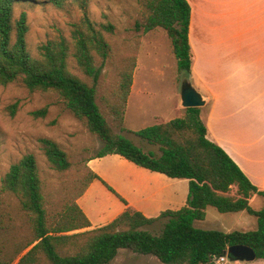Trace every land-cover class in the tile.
Instances as JSON below:
<instances>
[{
	"label": "trees",
	"instance_id": "obj_1",
	"mask_svg": "<svg viewBox=\"0 0 264 264\" xmlns=\"http://www.w3.org/2000/svg\"><path fill=\"white\" fill-rule=\"evenodd\" d=\"M17 1L0 0V86L20 83L31 92L53 94L102 144L79 164L83 175L75 180L78 183L75 186H80L72 194L67 190L61 209L51 215L45 207L35 155L26 153L9 166L0 178V264H41L42 260L49 264H108L119 249L152 255L163 264H210L213 255H227L232 245L249 246L256 258L264 259V208L253 209L249 203L254 195L264 198V191L250 182L223 148L207 138L200 107L184 108L181 117L130 131L158 148V151L145 150L114 131L96 102L102 70L112 56L108 36L114 34V25L90 19V0H49L60 10L67 5L76 7L80 17L69 23L68 37L56 29L53 38L38 45L39 56L34 57L27 48L26 13L14 15ZM135 1L141 14L134 29L141 33L156 28L164 30L177 70L189 73V2ZM70 60L74 61L79 75L71 71ZM131 75L132 66L121 68L110 97L101 95L103 101L107 98L106 104L119 123L124 120ZM16 106V103L9 106L12 114ZM47 112L46 105L31 114L44 117ZM38 142L52 169L66 173L71 168L68 153L57 142L47 137L38 138ZM109 154L171 178L187 179L185 204L163 210L155 217H146L126 206L109 222L90 228V220L77 199L93 180H101L88 161ZM232 186L236 187L234 195L230 194ZM8 194L17 199L19 213L27 221L30 233L27 225L18 223L5 206L4 195ZM208 206L221 213L245 211L255 217L256 227L230 232L196 227L194 223L205 218ZM156 227L158 230L153 231Z\"/></svg>",
	"mask_w": 264,
	"mask_h": 264
},
{
	"label": "rangeland",
	"instance_id": "obj_2",
	"mask_svg": "<svg viewBox=\"0 0 264 264\" xmlns=\"http://www.w3.org/2000/svg\"><path fill=\"white\" fill-rule=\"evenodd\" d=\"M140 10L135 0L89 1L90 19L95 23L110 22L115 27L114 34L108 36L112 56L102 70L96 102L114 131L126 135L145 150L158 151L157 146L146 143L130 131L184 115V108L179 104V88L185 71L177 70L170 40L164 30L156 28L141 33L134 29L135 22L140 19ZM21 12H25L27 16V48L34 57L39 56L38 45L53 38L56 35V29H61L68 37L69 23L77 21L80 17V11L76 7L67 5L64 10H60L49 0H19L14 6L15 17H18ZM129 65L132 66V83L127 97L126 112L124 111L125 117L123 122L119 123L116 115L110 112L106 104L107 98L103 101L101 95L110 97L109 92L112 85L117 82L118 71ZM70 66L73 73L80 74L73 60H70ZM173 91L177 96L181 115L172 104ZM14 103L17 106L12 114L9 106ZM46 105L48 112L44 117L32 116V111ZM40 137L54 140L68 153L73 165L66 173L58 172L50 167L40 150L38 142ZM101 144V141L93 136L53 94L31 92L20 83L0 86V178L9 166L17 162L24 154H34L43 183L45 207L49 215L61 209L67 190H70L72 194L80 186V184L78 187L75 186L78 184L75 180L83 175L82 165L79 164L92 156ZM128 165L138 169L131 162L113 155L95 158L89 164L101 180H94L88 192L83 194L77 203L90 220V228L105 224L123 209L124 204L116 195V193L120 195L115 189L116 186V188L124 186L125 189L122 187L119 190L125 196H129L132 201L140 198L142 193L138 189L134 191L132 189L134 175L130 172ZM144 172L147 175H157L150 171ZM158 176L161 177L162 183L155 184L163 188L161 187L159 196L146 201L149 209H143L142 213L147 217H155L162 210L177 209L185 204L187 197V179H170L159 174ZM102 181L114 192L110 191ZM152 186H155L154 183ZM230 194H235V187L231 188ZM4 201L5 206L16 216L18 223L26 224V230L30 233L27 221H24V217L19 213L17 199L8 194L4 195ZM249 203L253 209L264 208L263 197L254 195L249 199ZM194 224L202 229L230 232L252 230L256 227V219L245 211L221 213L214 207L208 206L205 209V218ZM152 230L155 231L158 228ZM41 264L49 263L42 260ZM108 264L163 263L152 255L119 249L115 258ZM223 264H264V259L256 258L246 261L226 256Z\"/></svg>",
	"mask_w": 264,
	"mask_h": 264
},
{
	"label": "crops",
	"instance_id": "obj_3",
	"mask_svg": "<svg viewBox=\"0 0 264 264\" xmlns=\"http://www.w3.org/2000/svg\"><path fill=\"white\" fill-rule=\"evenodd\" d=\"M187 1L191 7L189 74L193 86L206 100L200 107L206 136L224 149L253 185L264 191V0ZM172 98L181 115L174 91ZM111 155L119 156L109 154L103 158ZM137 168L129 167L134 175L131 184L133 191L138 189L142 194L132 201L119 190L124 186H116L127 202L120 212L130 206L142 213L149 209L146 201L159 196L163 188L155 183H162L158 174H164Z\"/></svg>",
	"mask_w": 264,
	"mask_h": 264
},
{
	"label": "water",
	"instance_id": "obj_4",
	"mask_svg": "<svg viewBox=\"0 0 264 264\" xmlns=\"http://www.w3.org/2000/svg\"><path fill=\"white\" fill-rule=\"evenodd\" d=\"M206 100L193 86L190 74L185 72L179 88V104L183 108L201 107ZM227 256L235 260L251 261L256 258V253L253 248L246 245H232L228 247Z\"/></svg>",
	"mask_w": 264,
	"mask_h": 264
},
{
	"label": "built area",
	"instance_id": "obj_5",
	"mask_svg": "<svg viewBox=\"0 0 264 264\" xmlns=\"http://www.w3.org/2000/svg\"><path fill=\"white\" fill-rule=\"evenodd\" d=\"M226 254L213 255L210 259V264H223L226 259ZM223 258V260H221Z\"/></svg>",
	"mask_w": 264,
	"mask_h": 264
},
{
	"label": "clouds",
	"instance_id": "obj_6",
	"mask_svg": "<svg viewBox=\"0 0 264 264\" xmlns=\"http://www.w3.org/2000/svg\"><path fill=\"white\" fill-rule=\"evenodd\" d=\"M221 260H223V258H221Z\"/></svg>",
	"mask_w": 264,
	"mask_h": 264
}]
</instances>
